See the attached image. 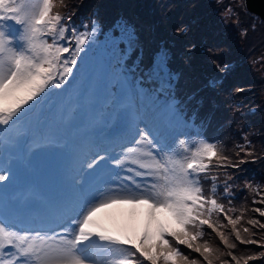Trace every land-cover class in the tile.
Listing matches in <instances>:
<instances>
[{"label": "snow or ice", "instance_id": "6c2138e0", "mask_svg": "<svg viewBox=\"0 0 264 264\" xmlns=\"http://www.w3.org/2000/svg\"><path fill=\"white\" fill-rule=\"evenodd\" d=\"M72 20L73 15L65 18L54 12V0H0V131L4 126L13 128L35 109L36 118L17 132L12 147L25 150V159L51 155L61 177V187L42 221L47 229L44 236L52 243L42 240L38 246L35 239L43 228L21 223L12 230L0 213V264H95L85 253L97 241L108 253H122L108 264H198L179 246L213 264L212 249L197 242L205 226L228 248L237 247L219 230L225 226L221 216L236 241L257 244L242 237L237 228L241 216L233 218L228 213L234 209L226 210L219 202L235 199L230 183L234 177L228 169H238L245 161L237 163L222 154L219 137L192 131L202 127L198 112L188 113L183 101L169 92L170 76L161 79L168 67V49H158L145 65L134 27L124 23L104 34V45L96 54L94 48H101L95 40L97 24L93 21L90 32L80 33L69 27ZM228 70V66L223 69ZM101 78L115 104L124 98L141 101L138 106L130 103L121 115L131 139L104 146L62 139L51 118L53 97L72 86L83 92L89 82ZM218 83L221 80L210 79L207 86L214 89ZM147 98L153 110L142 103ZM137 107L146 110L144 118L135 116ZM238 146L244 151V145ZM15 163L6 164L0 156V182L14 177ZM117 208V213L101 216ZM253 211L264 217V210ZM129 218L137 222L143 218V227L129 228L125 223ZM247 223L264 229L259 220ZM227 255L240 264L231 251ZM260 258L264 252L248 256L245 264Z\"/></svg>", "mask_w": 264, "mask_h": 264}, {"label": "trees", "instance_id": "16d2710c", "mask_svg": "<svg viewBox=\"0 0 264 264\" xmlns=\"http://www.w3.org/2000/svg\"><path fill=\"white\" fill-rule=\"evenodd\" d=\"M90 4H94L92 9L86 11ZM224 4L223 0H65L60 14L65 18L68 15H73L69 27L74 26L80 33L90 32V25L93 21L97 24L98 32L95 40L96 45L101 48H94L96 54L102 50L104 34L124 23L134 27V30L143 38L138 50L142 52L145 65L150 62L158 49L167 48L169 51L168 67L166 75L161 79L166 80L170 76L172 87L169 92L183 101L188 113L198 112L202 127L193 129L205 131L208 125L214 122L215 115L209 109L205 92L197 97L184 100L186 94L179 92V85L183 84L187 74H200L202 77L200 88L207 86L210 79L221 80V83H218L214 89L221 91L220 95L223 100L219 103L229 113V123L233 130L221 152L234 162L238 163L241 159L245 161L239 167L241 169L240 176L247 178L250 182V185L240 187L234 192L235 199L230 206L224 204L226 210L234 209L228 214L235 218L242 213L243 203L250 194L256 207L261 200V191L264 187V95L259 96L256 92L251 94V101L253 104H257V109L255 111L248 110L247 100L237 89L244 90L251 87L258 89L260 85L258 81L262 79V76L258 74L256 77L258 81H255L254 84L255 78L246 74V68L240 70L243 64L233 62L231 53L235 59L238 58L247 64L252 59H257L264 52V33L257 31V26L253 23L255 14L252 13H247L251 16V21L238 18L222 24L218 14ZM260 21L264 24L261 19ZM85 25H89V27L85 28ZM225 66H228L229 69L227 73L223 71ZM203 81H206V84ZM207 89L210 88L207 86ZM53 99L56 104L51 118L61 130V138L68 142H92L96 138L101 142H106L110 133L105 132L101 125H105L108 118H113L115 115L121 121L122 113L130 104L127 98H124L119 105L115 104L108 91L107 82L103 78L89 82L83 92L78 86H72ZM103 105L119 107V113L104 116ZM37 114L34 109L13 128L8 129L4 126V130L0 131V136L5 139L9 138L11 141L2 143L4 151L10 149L15 153L18 152L12 147V141L17 132L23 131L28 122L35 119ZM247 141H251V143L249 144ZM238 145H244V151H241ZM255 150H263L260 157L257 158L259 160L257 165L248 162L249 158L245 155V152H249L254 157ZM45 155L47 154L41 153L31 157L30 160L34 169L33 177L39 179L37 181L43 188L49 184L46 180H42L45 176L50 175L45 170H50L60 177L57 164L39 161L38 156L44 158ZM19 166L15 167L18 172L17 179L20 183H24L29 180V173L27 169L23 170L22 166ZM228 172L233 176L239 175L237 169ZM60 182L56 180L57 184ZM217 219L218 217L214 213L212 220L215 222ZM219 220L225 225L219 230L223 231L230 241L234 240L231 226L222 216L219 217ZM209 230L197 242H206L214 235L218 239L216 246L221 244L216 233ZM221 248L220 251L216 248L212 250L214 261L217 258L215 257L217 253H226V251H222L223 248L231 250L225 244ZM224 254L222 257L225 256L228 259V255ZM196 258L199 264H207L198 253H196ZM248 264H264V258L249 260Z\"/></svg>", "mask_w": 264, "mask_h": 264}, {"label": "rangeland", "instance_id": "374dc122", "mask_svg": "<svg viewBox=\"0 0 264 264\" xmlns=\"http://www.w3.org/2000/svg\"><path fill=\"white\" fill-rule=\"evenodd\" d=\"M64 1L65 0H54V12H58L60 13L63 5H64ZM225 2L223 8H221V11L218 14V18L219 20H222L221 23L225 24L228 23L230 20H236L238 18H243L244 20H248L251 21L252 18L251 16H249V14L247 13H252L249 12L245 5H244V0H223ZM31 2H38V0H31ZM94 4H90L87 8L86 11H89L92 9ZM107 5V3H106ZM95 7V6H94ZM255 14V13H252ZM257 14H255L254 19L255 22L254 25L257 26V31L261 32L262 34L264 33V24L260 21V19L256 16ZM262 20V19H261ZM263 21V20H262ZM264 22V21H263ZM137 38H138V47L142 44L143 38L140 37V35L138 34V32H136ZM232 56V60L233 62H239L241 64H243V67L240 68V70L242 71L244 68L247 69L246 74L249 76H252L253 78H255L254 80V84L256 80V77L258 74H260L262 76V79L260 81H258V83L260 84L258 89L251 87V88H247L244 89L242 91H238L240 92V94L242 95V97L244 99L247 100L246 104L248 105L247 108L248 110L252 109V110H256L257 109V104H253V101H251V94H254V92H256L259 96L264 95V52L263 54L259 55L257 57V59H252L248 64L246 62H241L240 59L238 58H234L233 54L231 53ZM202 77H200V74H187L186 77L184 78L183 84L179 85L180 86V90L179 92L181 94H186V96L184 97V100H188L190 98L193 97H197L198 95H201L202 93L205 92V98L208 99V106L209 109L214 113L215 115V120L211 125H208L207 129L205 131H202L200 129H192V131H202V132H207L211 137H219L220 141L222 143H217V147L218 149H220V151L222 150V148L224 147L226 140L229 138V136L232 134L233 130H232V126L229 123V113L227 112V110L221 105V102L223 100L222 95H220L221 91L220 90H215L213 88L207 89V86L205 85L203 88H200V83H201ZM204 84H206V81H203ZM205 89V91H204ZM135 106H138L141 101L137 100L133 102ZM142 103L146 106V109L148 110H153L154 106L152 105L151 99L147 98L144 99L142 101ZM160 104L163 103V98H161V101L159 102ZM159 106V105H157ZM119 112L118 108H115L114 106L112 108H107V113L108 115H111L112 113H117ZM135 116L138 118H144L146 116V110L145 109H141L139 107L136 108L135 111ZM127 138H129V140L131 139V136L129 135V137L126 138H119L114 142H121V143H126L128 141ZM125 139V140H124ZM191 139H195V137H192ZM191 139L188 141L189 143H191ZM124 140V141H123ZM261 152H263V150H255V152L253 153L254 157L250 154V155H246V157H248V162H250L251 164H258L259 160L257 158L260 157ZM50 158H52V156H50ZM5 163L7 164V162L9 160H12V156L10 154H7L3 157ZM232 169H228V171H230ZM239 171V175H235L234 180L230 181V183H232V191L235 192L237 191L240 187H245L250 185V182L247 178H243L240 176V168L237 169ZM47 173H49L50 175L45 176L44 180H48L49 177L54 176V173L50 170H45ZM224 177H221V179H223ZM210 184H205V188L206 190L210 189ZM262 194H261V200L264 199V187L262 188ZM114 193L111 192H107L106 195H113ZM242 195V194H240ZM24 197H30L29 193H26V195ZM260 197V196H259ZM23 199V197H21V192L17 189H13L11 188L9 189H2L0 188V213H3L5 215H12L14 214L12 212V210H10L11 207H15V209H17L18 211L23 209V205L20 203H16L14 204V206H12V203H14L15 200H20ZM260 200V201H261ZM233 199L231 200L232 203ZM258 201V200H257ZM257 205L253 202L252 200V195L250 194L245 202L243 203L244 207L242 208V213H240L238 216H241V223L237 226V228L240 230L241 235L244 239H254L256 240L258 243L257 244H240L238 241L235 240V236L233 234V238L234 240L230 241L229 239V243H235L237 245V247L235 249H231L230 251L233 253V255H235L239 261L240 264H245V259L250 256V255H259V253H261L262 251H264V229L260 228L258 225L256 227H253L251 225H249L247 223V221L249 219H254V220H259L261 223H264V217H261L259 215L258 212L253 211L256 208H260L261 210H264V203H260ZM220 203H223L227 206H230L231 203H229L228 200L226 199H219ZM257 203V202H256ZM255 205V206H254ZM254 206V207H253ZM30 211H32L30 209ZM119 211V208L117 209H108L105 210V212L101 213V215L103 216H110L112 214H115ZM30 215L35 216L36 218H40L43 217V219L45 218V214H42L39 210V208H35L33 212L30 213ZM125 223L127 224V226L129 228L132 229H139L140 226L143 225V218H141L138 222L134 219V218H129L125 221ZM247 227L249 228V233H245L243 231V229ZM210 231L206 226L204 228V235L206 234V232ZM203 235V236H204ZM203 236L201 238H203ZM174 243V241H173ZM203 243H207L208 246L214 250V248H216L218 251H220L223 246V243L219 244L218 246H216V244L218 243V239L217 237H215L214 235L211 236V238ZM201 243V244H203ZM182 251L189 256V259H196L198 261V259L196 258V253L191 252V250L185 248L184 246H179ZM222 251H226V253H217L215 257L216 260H213V264H224V261H228V264H236V261H233L232 258L230 256H228L225 258V256L222 257V254L227 256V253L229 252L228 250H225V248H223ZM91 260L95 261V264H108V262L110 260H112L115 255L113 253H108L105 251L104 248H102L100 246V242H96L94 244H90L88 245L87 249H86V253H85ZM100 255H102L100 257ZM143 264H147V261H143ZM199 264V261H198Z\"/></svg>", "mask_w": 264, "mask_h": 264}, {"label": "water", "instance_id": "95a60500", "mask_svg": "<svg viewBox=\"0 0 264 264\" xmlns=\"http://www.w3.org/2000/svg\"><path fill=\"white\" fill-rule=\"evenodd\" d=\"M249 12L257 14L264 21V0H244Z\"/></svg>", "mask_w": 264, "mask_h": 264}, {"label": "clouds", "instance_id": "9594fccd", "mask_svg": "<svg viewBox=\"0 0 264 264\" xmlns=\"http://www.w3.org/2000/svg\"><path fill=\"white\" fill-rule=\"evenodd\" d=\"M107 113V111H105V113H104V116H111V115H108V114H106ZM115 119H117V117L116 116H114L113 118H108V120H107V122L106 123H108V124H111V125H115V122H114V120ZM104 130H105V132H109V129L104 125ZM88 136V135H87ZM86 136V137H87ZM91 137V136H90ZM88 138V137H87Z\"/></svg>", "mask_w": 264, "mask_h": 264}]
</instances>
